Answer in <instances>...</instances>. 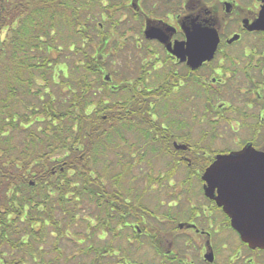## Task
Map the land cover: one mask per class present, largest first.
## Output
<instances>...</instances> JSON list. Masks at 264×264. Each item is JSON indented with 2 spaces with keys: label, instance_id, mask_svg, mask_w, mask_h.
Listing matches in <instances>:
<instances>
[{
  "label": "flooded vegetation",
  "instance_id": "af4514ba",
  "mask_svg": "<svg viewBox=\"0 0 264 264\" xmlns=\"http://www.w3.org/2000/svg\"><path fill=\"white\" fill-rule=\"evenodd\" d=\"M73 1L49 2L69 14ZM80 1V30L96 39L93 55H114L118 65L127 57L136 72L130 82L136 109L138 103L159 104L161 126L154 131L164 143L157 148L170 160L164 167L143 161V183L149 184L144 193L129 187L120 192L119 175L111 193L96 191V203L85 201L81 223L38 224L31 247L21 224H0V264H264V247L240 239L222 207L205 195L201 178L216 156L245 146L264 154V28L254 27L264 0ZM193 32L204 38L195 54L206 53L201 46L213 47L211 58L197 66L188 47ZM119 80L106 75L104 81L119 93ZM117 104L119 112L123 106ZM196 114L203 125L189 137V119L194 125ZM169 126L175 137L164 133ZM204 127L207 137L200 135ZM199 135L198 143L189 142ZM258 198L259 208L247 206L246 213H264V170L259 197L248 203ZM88 204L91 212L85 213Z\"/></svg>",
  "mask_w": 264,
  "mask_h": 264
},
{
  "label": "trees",
  "instance_id": "16d2710c",
  "mask_svg": "<svg viewBox=\"0 0 264 264\" xmlns=\"http://www.w3.org/2000/svg\"><path fill=\"white\" fill-rule=\"evenodd\" d=\"M49 1L0 0V224H21L26 247L38 224L77 223L85 201L97 202V166H107L118 134L161 126L156 104L136 109L129 82L120 84L129 95L119 112L118 100L105 99L109 74L84 51L97 43L80 30L82 1L69 14Z\"/></svg>",
  "mask_w": 264,
  "mask_h": 264
},
{
  "label": "rangeland",
  "instance_id": "374dc122",
  "mask_svg": "<svg viewBox=\"0 0 264 264\" xmlns=\"http://www.w3.org/2000/svg\"><path fill=\"white\" fill-rule=\"evenodd\" d=\"M79 18L77 19L79 23L82 22L85 23L84 17H82L81 11L79 14ZM57 31L61 30V26L56 28ZM86 35H91L89 32H86V30L83 31ZM67 51V50H66ZM84 51L86 52H91V48L87 47ZM121 62L120 65H118V62L116 61V56L109 54L105 59V68L107 71V74L110 75V77L113 76L114 79H118L120 78V82L121 83H127V82H131L135 76L136 72H133L129 69V67H127V57H120ZM120 69V72L123 73V76L118 75V70ZM104 89H106V87H104ZM103 89V90H104ZM102 90V91H103ZM108 90V89H107ZM101 91V92H102ZM55 92H57V90H55ZM106 91L104 90V95H106ZM129 95L128 91L122 90L119 93H109L108 96H106L108 101H110L109 103H112L116 100L121 101L123 99V97H127ZM59 96V94H54V97ZM99 96H101V94H99ZM122 98V99H121ZM171 105V104H170ZM174 106V105H173ZM155 110V115L157 117L156 119V123L158 124L160 122V111H159V104L155 105V108L153 109ZM174 112V109L173 111ZM200 116V120L196 121V117ZM206 120V119H204ZM203 121L201 118V115L196 114L195 118H194V125H191L190 123H192L191 119H189V125H188V129H191L190 133L188 134L189 137L193 136V135H197L198 130H197V125L200 124V122ZM200 125H203V123H201ZM207 125V124H204ZM173 127H175V121L173 124ZM187 127V126H185ZM218 128H222L221 126H218ZM132 129V130H131ZM130 130H128V132H123V140L121 139V137L119 136L120 134H118V138L116 140L118 147H116V143L115 141L112 144V151L108 153L107 157L104 159V163H107V166L104 168L102 167L100 164H102L101 162L98 164V170L100 172V175L102 176L101 180L103 179V182L105 183V186H101V180L99 179L98 183L101 184V190L103 192L106 193H111L112 190H110V185L112 184V182H116L117 177L119 175H121L120 179V188L119 191L120 192H124L126 190V192L128 191V187L131 188V190L133 192H141L143 191H147V188L149 187L148 185H144V180L146 179L148 173V167H144V163L143 161L146 160H150L152 162H156L155 165H163L164 167V160H170V155H168L165 151L161 150L160 148H157L158 145H160L159 143H164V140H162V138H160V133L157 132V139L154 140L155 144L152 142L153 140H151L152 137H155V133L154 130L150 129V131L146 128H140V132H138L135 128H131ZM194 129V130H193ZM164 133H168V134H173V136H176V131L174 129H172V126H169V130L167 132ZM206 133V134H204ZM205 137L208 136L209 132L208 130L204 127L203 131H200V135H203ZM200 135L198 137L195 138V140L191 141L190 139L189 142H191L192 144H195V142L198 141V138L200 137ZM198 143V142H197ZM191 144V145H192ZM153 145V146H151ZM193 146V145H192ZM171 154V153H169ZM143 157V158H142ZM138 160H142V162H140ZM132 161H138L136 162V166H134L131 162ZM147 163V162H146ZM138 164L140 166H138ZM154 165V166H155ZM124 178H123V177ZM132 182V183H131ZM131 183V184H128ZM152 185H155V181L152 182ZM118 187V186H117ZM152 192H154L155 189H153V187H150ZM108 193V194H109ZM92 208V206H88V210H85V213H89L91 212L90 209ZM79 214H82V211L79 212ZM81 223V222H78ZM30 250V249H28Z\"/></svg>",
  "mask_w": 264,
  "mask_h": 264
},
{
  "label": "water",
  "instance_id": "95a60500",
  "mask_svg": "<svg viewBox=\"0 0 264 264\" xmlns=\"http://www.w3.org/2000/svg\"><path fill=\"white\" fill-rule=\"evenodd\" d=\"M259 26L264 28V12L260 20L257 19L255 22L254 27L259 29ZM201 48H206L205 54L192 53V57L198 59L194 66L212 56L213 47L205 45ZM181 147L176 146L175 148ZM262 159H264V154L254 150L251 146H245L238 152L216 156L215 161L204 170L201 177L205 183V195L222 207L240 239L253 247H264V213H259L258 209L257 213L250 214L246 213L247 210L244 208L247 206L259 208V198L254 203L248 202L252 201V197L257 195L259 197V170H264L263 167H259V160ZM221 160L232 161L223 178L226 190L210 179L213 170L217 167L213 164ZM214 189H216V194Z\"/></svg>",
  "mask_w": 264,
  "mask_h": 264
},
{
  "label": "snow or ice",
  "instance_id": "6c2138e0",
  "mask_svg": "<svg viewBox=\"0 0 264 264\" xmlns=\"http://www.w3.org/2000/svg\"><path fill=\"white\" fill-rule=\"evenodd\" d=\"M203 39H204L203 36L197 32H193L189 35L188 47H189L190 53H195L199 50ZM231 164H232V161H229V160H221L213 164V165H217V167L213 170L210 179L212 182L219 183L221 188H224L225 190H226V184L224 183L223 178H224V175L227 169L231 166Z\"/></svg>",
  "mask_w": 264,
  "mask_h": 264
}]
</instances>
